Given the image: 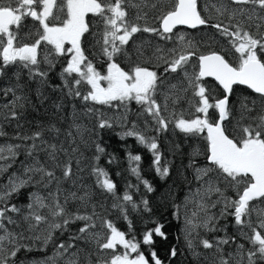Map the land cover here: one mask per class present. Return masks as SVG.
<instances>
[{"label": "snow or ice", "instance_id": "obj_1", "mask_svg": "<svg viewBox=\"0 0 264 264\" xmlns=\"http://www.w3.org/2000/svg\"><path fill=\"white\" fill-rule=\"evenodd\" d=\"M231 3L251 4L264 9V0H231ZM126 4L140 8V5L133 3V0H0V75H5L7 68L18 65L27 69L31 77H46L47 72L39 67L41 64L39 56L42 45H51V49L44 51L43 62L52 66V60L49 57L53 50L57 55L69 57L61 73L69 96L81 98L84 102L92 101L95 104L117 108L120 106L126 108L127 102L135 101L142 109L138 115L146 114L151 117L157 125L155 130L158 133L167 131L169 124H174L175 129L186 136L206 133L203 139L206 141L204 155L207 164L201 167L194 158L189 161V167L193 169L194 178L199 183V187L190 198L195 210L190 216H185L184 238L187 247L194 249L198 240L202 248L216 249L218 264H231L230 258L233 254L225 255L222 246L235 241V237H218L213 243L201 237L198 231L199 229L208 232L226 230L227 225H224L222 229L219 227V221L231 217L243 236L253 246L245 252L243 244L237 245L240 259L236 264H243L244 256L247 258V264H257L258 260L264 261V231H262L264 230V207H259L256 203L264 204V111L251 117L253 123L242 127V134L238 139L230 138L223 127V121L231 115L230 95L233 92V85H246L264 100V59H262L264 33L254 35L243 26L242 21L231 23L236 13L229 11L224 5L220 7L212 5V7L219 15L227 13L229 25H224L222 22L209 24V19H206L199 10L198 0H168L161 14L156 17L159 20V27H151L147 24L141 26L131 22L128 19ZM150 6L154 9L161 7L160 0ZM207 7L205 5L206 10ZM89 14L100 17L104 24L102 39L97 41L107 62L104 74L96 69L82 48L81 38L89 32V24L86 21ZM239 14L243 16L245 9L240 8ZM28 17L39 23L34 41L31 43L22 40L19 35L22 22ZM143 18L141 15L136 17L137 20ZM247 19L252 20V16H247ZM177 26H187L192 29L210 26L216 29L219 35L227 38L231 50H234L237 56V62L231 63L225 55L216 51L197 55L192 41L185 42L183 34L173 32ZM259 27L260 25H257V28ZM139 32L154 34L161 40H170L173 35H177L179 48L174 47L167 51L160 47L155 49L154 55L163 66L162 74L142 64H136L130 71H126L116 62L115 57L125 53V46ZM28 35L31 36V33ZM66 44L70 47L66 48ZM143 54L140 52V55ZM193 57L198 61L195 65L197 70L190 74L186 66ZM177 72H183L188 84L187 88H182L181 91L186 93L191 90L192 93L189 104L191 108H194L195 115L191 119L185 118L183 113L173 112L170 118L163 115L168 110L169 100L174 105L182 98L176 95V85L170 86L169 92L164 96L163 105L156 98L157 91L164 83L167 74ZM68 77L73 78L69 81ZM206 77L213 78L223 89L222 96L213 95L212 88L205 82ZM81 85L88 86L86 93L81 92ZM3 92L7 96L10 92L14 94V89L9 87ZM21 99L23 98L16 96L15 100L10 102L12 119L18 115L14 109ZM246 100L247 98L242 101V107L246 112L251 113L255 110L256 102L253 100L252 105L249 106ZM20 107L23 105L21 104ZM210 109L218 113V119H211ZM94 111L99 129L113 127L112 120L104 118V114L98 109L87 108L89 113ZM117 119L127 121V116ZM76 127L79 128L78 125ZM0 135L4 133L0 131ZM119 135L121 139L134 137L137 143L143 145L152 154V164L157 175L161 177L169 175V168L161 166L162 155L156 139L146 137L142 132L137 131L135 121L132 122L131 128H127ZM20 138L46 143L41 139V131L34 132L32 136ZM19 147L20 145L0 146V161H14L17 156L15 149ZM35 148L36 144L33 143L28 148V156H32ZM48 148L51 149L48 153L49 158L53 161L56 160L57 151H67L63 148L58 150L55 144L48 145ZM95 149L97 155L94 159L98 161L99 154H103L105 149L100 143H95ZM72 151L76 152L77 149L73 148ZM199 155H201L200 150L194 149L192 156ZM128 159L130 164L137 163L136 167H131V171L138 179H141L138 168L141 156L129 153ZM11 166V163H0V174L7 172ZM57 166H62L65 178L72 175L70 160ZM22 167V173H11L7 183L0 185V264H10V259L17 257L21 248L30 251V245L20 243L25 239L33 243L39 242L45 247L52 244L55 248L53 256L34 261L33 264H58V258L64 259V264H81V250L74 243L77 240L95 242L99 252L106 250L110 252L106 258L98 259L95 264H163L156 251H151L149 260L140 250L141 243L151 247L155 237L167 239L162 224L155 223L152 228L146 230L142 242L137 241L135 237L127 239L126 233L118 230L109 220L103 221V227L107 229V232H92L91 229L96 227L93 222L95 211L91 215L68 212L64 204L60 203L59 188L56 192H49L48 197L39 192L28 194V212L23 215V221L27 224V231L32 233L31 236H26L23 231L10 230L5 221L7 225L19 227L20 224L8 213L20 214L21 209L15 204L9 205V198L20 193L21 189L30 184H42L47 187L56 179L54 171L40 164L38 160L34 164L22 165ZM92 171L97 178V185L114 195L115 184L108 178V173L98 166H94ZM37 174L38 180L34 179ZM142 183L149 192L153 190L147 180H142ZM221 184L224 187H221ZM229 189L234 192V196L228 195ZM69 196L72 199L84 200V197H77L76 193H70ZM213 196L215 199H212ZM68 199L69 197H65V204ZM122 199L125 202H132V196L127 192ZM186 199L189 198L186 197ZM143 203L147 206L148 202L145 200ZM217 208L218 214L211 212L212 209ZM41 209H47L48 215L41 214ZM253 213L259 218L255 226L252 222ZM77 221L84 223L75 234L69 236V242L56 243L54 233L66 231L68 226ZM42 224L47 227L39 231ZM245 228L250 229L251 235L243 231ZM120 248L123 249L122 252L119 251ZM73 249L76 250L72 251ZM176 255L177 249L173 247L170 256ZM11 264H15V261L11 260ZM83 264H93L91 254L84 257Z\"/></svg>", "mask_w": 264, "mask_h": 264}, {"label": "trees", "instance_id": "obj_2", "mask_svg": "<svg viewBox=\"0 0 264 264\" xmlns=\"http://www.w3.org/2000/svg\"><path fill=\"white\" fill-rule=\"evenodd\" d=\"M207 1L198 0V3L201 14L206 19H209V24L222 22L224 25H229L230 21L227 13L224 15L217 14L210 2H208L210 6L206 10L205 3ZM212 1H215L214 5L216 7L224 5L229 11L236 13L235 19L231 23L242 21L243 26L254 35L264 33V19H262L264 18V9L251 4H232L231 0ZM156 2L157 0H133V3L139 4L144 8L140 12L135 11V7L130 4H126L128 19L141 26L147 24L151 27H159V20L156 17L161 14L168 1L162 2L161 7L154 9L150 5ZM146 4L148 6H145ZM240 8L245 9L243 16L239 14ZM149 9L153 12L148 11ZM137 15H141L144 18L137 20ZM249 15L252 16V20L247 19ZM87 23L89 24V32L85 33L81 38L82 48L96 69L104 74L107 62L102 55L100 45L97 43L98 40L102 39L104 24L98 16L88 17ZM257 25H260V27L257 28ZM179 32L185 34V42H193L197 55L216 51L225 55V58L231 63L235 64L237 62V56L234 50H231L227 38L219 35L216 29L210 26H201L192 30L183 27L174 30L176 34ZM29 33H31V36L28 35ZM25 34L28 37L27 42L31 43L34 41L35 33L32 34L30 26ZM157 47L165 51L174 47L179 48L177 35H173L170 40H161L159 36L154 34L136 33L133 40L125 46V53L116 56L115 60L126 71H130L136 64H142L157 71L158 74H162V63L157 61L154 55ZM47 49V47L42 45L41 55L39 56L41 60L39 67L42 71L47 72L46 77H31L27 69L18 65L7 68L6 74L0 75V131L4 133V135H0V146L20 145L18 149H15L17 156L14 161H0V163H11L12 165L7 172L3 173L6 177L2 176L0 181L7 182L11 173H22V165H31L37 160L49 170L54 171L56 177L47 187L42 184H30L21 189L20 193L14 194L9 198V205L15 204L21 209L20 214L9 213V215L19 221L22 226L21 223H24V221L20 217L28 212V194L30 192H39L41 195L48 197L49 192H56L57 188H59L60 203L64 204L68 212L91 215L95 211L96 215L93 217V222L96 227L91 229L92 232H107V229L103 227V221L109 220L118 230L126 233L127 239L135 237L137 241L142 242V237L146 230L152 228L155 223L162 224L167 239L155 237V242L151 247L141 243L140 250L145 253L146 258L149 260L151 259L150 253L154 250L163 261V264H218V254L215 248L204 249L197 240L194 249H189L182 231L181 206L187 193L198 185L194 178V171L189 167V161L194 158L201 167L207 164L204 155L206 141L203 139L206 133L198 136H186L175 129L174 124H169L167 131L158 133L155 130L157 125L152 121L151 117L146 114L138 115L142 109L135 101L127 102L126 108L124 106L117 108L95 104L92 101L84 102L81 98L69 96L61 78L63 67L66 66V58L65 56L54 54L53 50L52 55L49 57L52 60V66H49L43 62L44 51ZM140 52L144 54L140 55ZM158 64L161 66H157ZM197 64V59L193 57L186 66L187 72L191 74L196 71L195 65ZM72 78L68 77L69 81ZM205 82L212 88L213 95H223L222 88L214 80L205 78ZM176 83H178L175 90L177 91L176 95L181 96L182 94L184 99L182 97L174 105L171 101L170 103L168 102V110L163 115L166 118H170L173 112L176 114L183 113L185 118L191 119L195 115V111L189 104L191 90L186 93L181 91L182 88H187L188 86L187 82L184 81L183 72L167 74L164 83L157 91L156 98L163 105L161 88H167ZM9 87L14 89V94L10 92L5 96L3 90ZM80 90L82 93H86L88 86L81 85ZM16 96L23 99L16 103L14 110L18 115L15 119H12L10 116V102L15 100ZM245 98H247L246 102L249 106L252 105L253 100L256 102L255 110L251 113L246 112L242 107V101H245ZM113 103L117 104L118 102ZM21 104L23 107H20ZM5 105H8V107H5ZM230 105L231 115L224 121V128L230 138L238 139L242 134V127L253 123L251 117L264 111V100L249 88L242 85H234L233 92L230 95ZM87 108L98 109L100 113L104 114V118L112 120L113 127L99 129L95 111L89 113ZM209 112L211 119L216 120L218 118V114L214 109H210ZM124 116H127V121L117 119ZM133 121L137 125V131L142 132L146 137H154L156 139L162 155L161 166L169 168L168 176L161 177L157 175L152 164V154L143 145L137 143L134 137L121 139L119 134L127 128H131ZM77 125L79 126L78 129ZM36 131L42 132L41 139L46 143H41L40 140L33 141L20 138L32 136ZM33 143L36 144V148L32 156H28V148ZM95 143H100L105 149L103 154H99L100 159L98 161L94 159L97 155ZM51 144H55L58 150L63 148L67 151H57L56 160L53 161L48 155L49 151H51L48 145ZM73 148L77 149V151L73 152ZM194 149H199L201 155L193 157ZM129 153L140 155L142 158L138 162L141 179H138L136 174L131 171V167H136L137 163H129ZM69 160L72 165V175L65 178L62 166L58 167L57 165H63ZM94 166L103 168L108 173V178L115 184L114 195L104 191L97 185V178L92 171ZM34 179L38 180L39 175L37 174ZM142 180L149 182L153 189L151 192L145 188ZM220 186L224 187L223 184ZM125 192L132 196V202L123 201L122 197ZM70 193H76L77 197H84V200L72 199L69 196ZM228 195L234 196V192L229 189ZM65 197H69L66 204ZM212 199H215V197L213 196ZM145 200L148 202L147 206L143 203ZM133 204H135V207H133ZM113 205L117 206L114 207ZM212 211L218 214L219 209H212ZM40 212L48 215L47 209H41ZM252 222L255 226L256 221L253 215ZM83 223V221H77L68 226L66 231H56L54 233L56 243L69 242V236L75 234ZM224 225H227L226 230L208 232L200 229L199 233L201 237L207 238L213 243L218 237H235V241H230L229 244L222 247L225 255L229 253L235 254V257L232 256L230 259L231 264H236L237 260L240 259V255L237 253V245L243 244L245 252L252 249L253 246L243 236L231 217L219 221V227L223 229ZM46 227L47 225L42 224L39 229L42 231ZM243 231L248 233L250 229L245 228ZM20 243L30 245L31 250L21 248L17 253V257L10 259V264L11 260H14L15 264H30L32 261L51 257L55 252L52 244L45 247L40 245L39 242L33 243L29 239L20 241ZM74 243L81 250V264H83L84 257L88 254H91L93 264L98 259H101L95 242L77 240ZM173 247L177 249L175 257L170 256V251ZM75 250L73 249L72 251ZM104 256L102 259L105 258ZM63 260L58 258V264H64ZM243 264H247L246 256H244ZM257 264H264V261L258 260Z\"/></svg>", "mask_w": 264, "mask_h": 264}, {"label": "rangeland", "instance_id": "obj_3", "mask_svg": "<svg viewBox=\"0 0 264 264\" xmlns=\"http://www.w3.org/2000/svg\"><path fill=\"white\" fill-rule=\"evenodd\" d=\"M166 1H168V0H161L160 1V3H162V2H166ZM207 1V0H206ZM208 2H210L211 3V5H214L215 3V1H212V0H209V1H207L206 3H205V5H207V6H210L209 5V3ZM141 9H144L143 7H141L140 6V8H134V10L135 11H137V12H140V10ZM148 11H150V12H153V11H151V9H149ZM142 12V11H141ZM207 12H210V11H207ZM143 14V13H142ZM54 23H55V21H54ZM178 34H183V35H185L184 33H182V32H179ZM44 47H47L48 49H51L52 48V46L51 45H44ZM65 47L67 48V47H70V45H65ZM54 54H55V52H54ZM65 56V58H66V63H67V59L69 58L67 55H64ZM183 77H184V75H183ZM184 81L185 82H187L185 79H184ZM176 86H178V83H176L175 84ZM171 86V85H170ZM170 86L169 87H167V88H161V92L163 93V96L161 97L163 100H162V102L164 103V96H165V94L166 93H168L169 92V90H170ZM175 92H177V91H175ZM180 97H183V99H184V96H182V94H181V96ZM189 97L192 99V93L191 94H189ZM170 101L171 100H169V103H170ZM179 101V100H178ZM187 110V109H186ZM170 114V113H169ZM2 146H5V145H2ZM2 176H4V177H6V175H2V174H0V178L2 177ZM7 182H4V181H0V185H4V184H6ZM199 187V183H198V185L197 186H195L192 190H190L188 193H187V195H186V197L187 198H189V199H186V197H185V199H184V202H183V204H182V206H181V212H182V216H181V218H182V231L184 232V229H185V216L186 215H188V216H190L191 215V212L193 211V210H195V206H194V204L192 203V202H190V198H191V196H192V194L193 193H195V191H196V189ZM257 203V206H259V207H264V204H260L259 202H256ZM211 212L212 213H214L212 210H211ZM17 214V213H16ZM8 215H9V213H8ZM14 215H15V213H14ZM202 215V214H201ZM253 216H254V218H255V221H256V223L258 222V216L255 214V213H253ZM22 220H23V216L22 217H20ZM20 218H19V220H20ZM5 224H6V226L10 229V230H13V231H16V232H21V231H23L24 233H25V235L26 236H31L32 235V233H30V232H28L27 231V224L24 222V223H21L22 224V226L20 225L19 227H17V226H9V225H7V222L5 221ZM200 230V229H199ZM198 230V231H199ZM39 231H40V229H39ZM262 231H264V230H262ZM99 232H101V233H104L105 231H99ZM248 234L249 235H251V231H249L248 232ZM184 235H185V232H184ZM25 240H27V239H25ZM23 241V240H22ZM9 247H11L10 245H9ZM119 251H123V249L122 248H120L119 249ZM110 254V252L109 251H105L104 253H101L100 252V258L102 259L103 258V256L106 258L108 255ZM233 257H235V254H233ZM64 261V260H63ZM33 262L34 261H32V262H30V264H33Z\"/></svg>", "mask_w": 264, "mask_h": 264}, {"label": "flooded vegetation", "instance_id": "obj_4", "mask_svg": "<svg viewBox=\"0 0 264 264\" xmlns=\"http://www.w3.org/2000/svg\"><path fill=\"white\" fill-rule=\"evenodd\" d=\"M88 17H92V15L89 14L86 17V21H87ZM29 26L31 27L32 34H34V33H36L37 29L39 28V23H38V21H33L30 17L24 19V21L22 22L21 28H20L19 35L22 38V40H24L25 42L28 41L27 34H25V33H27Z\"/></svg>", "mask_w": 264, "mask_h": 264}, {"label": "water", "instance_id": "obj_5", "mask_svg": "<svg viewBox=\"0 0 264 264\" xmlns=\"http://www.w3.org/2000/svg\"><path fill=\"white\" fill-rule=\"evenodd\" d=\"M179 27H183V28H186V29H189V30H192V28H188L187 26H177L176 28H179ZM199 27H201V26H199ZM175 28V29H176ZM198 28V27H197ZM174 29V30H175ZM174 30H173V32H174ZM206 78H210V77H206ZM210 79H212V80H214L213 78H210ZM215 81V80H214ZM237 85H239V84H237ZM234 86V85H233ZM242 86H245V87H247L246 85H242ZM223 90V89H222ZM251 90V89H250ZM218 114V113H217ZM218 119V118H217ZM223 127H224V121H223Z\"/></svg>", "mask_w": 264, "mask_h": 264}, {"label": "bare ground", "instance_id": "obj_6", "mask_svg": "<svg viewBox=\"0 0 264 264\" xmlns=\"http://www.w3.org/2000/svg\"><path fill=\"white\" fill-rule=\"evenodd\" d=\"M214 174V173H213ZM17 216V215H16Z\"/></svg>", "mask_w": 264, "mask_h": 264}]
</instances>
